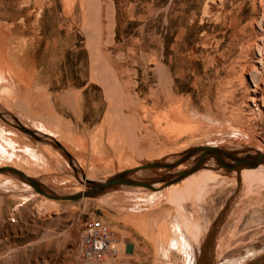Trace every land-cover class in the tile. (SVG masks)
Wrapping results in <instances>:
<instances>
[{"label": "rangeland", "instance_id": "374dc122", "mask_svg": "<svg viewBox=\"0 0 264 264\" xmlns=\"http://www.w3.org/2000/svg\"><path fill=\"white\" fill-rule=\"evenodd\" d=\"M262 48L264 0H0V167L65 195L82 190V175L104 180L194 146L264 153ZM8 62L36 71L26 93ZM12 116L43 134L34 120L51 118L59 134L29 135ZM210 160L220 174L207 179L190 172L152 191L119 185L76 200L0 173V264H190L170 242L184 219L191 264L194 234L215 224L214 264H264V184L244 192L234 180L246 176ZM96 216L115 231L118 255L78 260L74 241Z\"/></svg>", "mask_w": 264, "mask_h": 264}, {"label": "water", "instance_id": "95a60500", "mask_svg": "<svg viewBox=\"0 0 264 264\" xmlns=\"http://www.w3.org/2000/svg\"><path fill=\"white\" fill-rule=\"evenodd\" d=\"M13 119L16 122L15 126L19 130L30 135V131L27 128L19 124V122H17L15 118ZM55 144L61 148V146L57 142H55ZM61 149L65 152L63 148ZM189 158H192L189 167L174 174L168 172L179 163H182ZM208 159H212L218 168H222L226 171H232L237 170L240 167L255 166L259 163H263L264 153L256 149H252L251 151H245L242 154H237L235 151H226L221 148L212 146H194L174 155V158L171 161H165L164 159L147 161L141 163L139 166L117 171L116 173L108 176L103 181H93L85 179L84 175H82L81 179H85L82 182V184L85 186V189L80 192H73L65 195H57L53 193V191L50 190L47 186L41 184L35 178L25 174L23 171L15 167L1 166L0 173H9L11 175H14L20 182L27 184L35 193L40 194L44 197L55 200H76L84 197L97 196L119 185L143 186L149 189H154L152 184L160 182L162 187L167 184L173 183L186 174L196 170L204 161ZM140 169H161L163 171H157L154 177L151 179L140 180L136 179L133 176L135 171Z\"/></svg>", "mask_w": 264, "mask_h": 264}, {"label": "bare ground", "instance_id": "6f19581e", "mask_svg": "<svg viewBox=\"0 0 264 264\" xmlns=\"http://www.w3.org/2000/svg\"><path fill=\"white\" fill-rule=\"evenodd\" d=\"M252 43V42H251ZM263 49V48H262ZM0 52H1V50H0ZM2 60H4V59H2ZM1 62V61H0ZM260 62H261V64H262V68L261 69H263L264 70V49H263V51H260ZM2 63V62H1ZM3 63H5V62H3ZM2 63V64H3ZM5 68V67H4ZM0 70H1V66H0ZM11 70V69H10ZM10 72V71H9ZM13 72V71H12ZM15 73V72H14ZM264 74V73H263ZM263 74H262V76H263ZM2 76H4V75H1V73H0V82H1V79H2ZM12 76H14L13 74H12ZM5 79V78H4ZM4 79H3V83H5L4 82ZM264 81V80H263ZM263 84V83H262ZM0 85H2V83L0 84ZM259 86V85H258ZM2 87V86H1ZM0 87V88H1ZM3 87H5V86H3ZM9 87V86H8ZM261 87V86H260ZM2 89V88H1ZM115 89V88H114ZM133 90V89H132ZM9 92L10 91V88H7L6 87V91L5 92ZM127 91V90H126ZM129 91V90H128ZM120 93V92H119ZM118 93V94H119ZM131 93V92H130ZM1 94H2V92H1ZM0 94V95H1ZM117 94V93H116ZM127 94V95H126ZM125 94V96L127 97L129 94L128 93H126ZM4 95V94H3ZM7 95V94H6ZM118 96V95H117ZM123 96V95H122ZM130 96H134V94H131ZM121 97V96H120ZM129 97V96H128ZM123 98H124V96H123ZM133 99V98H132ZM123 100V99H122ZM130 100V99H129ZM129 100H128V102H129ZM134 100H135V98H134ZM255 100V99H254ZM127 102V103H128ZM261 102H263V101H261ZM126 103V102H125ZM134 103V102H133ZM264 103V102H263ZM129 104V103H128ZM132 104V103H131ZM125 105V104H124ZM134 106V105H133ZM264 104H262L261 103V110H262V112L264 113ZM13 117V116H12ZM14 118V117H13ZM123 122V121H122ZM134 122V121H133ZM131 126V125H130ZM46 127V126H45ZM127 127V126H126ZM28 129V128H27ZM41 129V128H40ZM45 129V128H44ZM29 130V129H28ZM43 130V129H42ZM42 130H39V128L37 129V131L36 130H29L30 131V135H38L39 137H42V138H48V137H50L51 138V134H49V133H47V132H45V134H43V133H41V132H44V131H42ZM38 131H41V132H38ZM50 135V136H49ZM45 136V137H44ZM120 136V135H119ZM121 137V136H120ZM53 138V137H52ZM55 138V137H54ZM139 140V139H138ZM251 142V141H250ZM252 143V142H251ZM259 144V143H258ZM262 144V143H261ZM242 146V145H241ZM236 147H238V146H236ZM236 147H234V148H232L231 150H234V149H237ZM47 151H50L49 150V148L47 147ZM29 154V153H28ZM65 156V155H64ZM174 158V155H169V156H167V157H165L164 158V160L165 161H171L172 159ZM125 161H129V160H125ZM191 161H192V158H189L188 160H186V161H184V162H182V163H179L177 166H175L174 168H176V171L178 172V171H181V170H184V169H186L187 167L186 166H188L190 163H191ZM211 165V160L210 159H208V160H206V161H204L200 166H199V168H197L196 170H194V171H192V173H193V175H195V174H197V175H195V176H193V178L192 179H194V180H196L197 178H198V176L199 177H201L202 175H204V179H207V177L209 178V177H211L213 174H220V173H218V172H216L215 170H212V169H210L208 166H210ZM185 167V168H184ZM205 167V168H204ZM174 168H172V169H174ZM172 169L171 170H169L168 172L169 173H171L172 172ZM143 169H140V170H137V171H135V173L133 174V176L134 177H140V178H147V177H150V176H152L154 173H156L157 172V170H156V172H154V173H148V172H144V171H142ZM233 171H235V172H233ZM175 172V171H174ZM232 172V174H231V176L232 177H235L234 175L235 174H239V173H241V175L242 176H246V178L245 179H248V180H243L242 178V180H234V182L235 183H238L237 185H238V189H241L242 191H244V192H247V190L249 189L248 187L249 186H252L251 184L253 183V182H260L259 180H261L262 182L261 183H263L264 184V162L263 163H259V164H257V165H255V166H248V167H240L239 169H237V170H232L231 171ZM221 175H224V174H221ZM185 176H187V174L185 175ZM184 176V177H185ZM84 178L85 179H88V178H86V176H84ZM182 178V177H181ZM85 179H80V181H81V186H82V190H83V184H82V182L85 180ZM186 179V178H185ZM259 179V180H258ZM100 181H103V179H101ZM176 182V181H175ZM175 182H173V183H175ZM190 182V184H191V180L189 181ZM173 183H170V184H167V185H165V186H162V187H166V186H168V185H171V184H173ZM184 183V182H183ZM25 184V183H24ZM154 184H159L160 185V182H156V183H154ZM182 184V183H181ZM190 184H186V183H184L183 184V187L185 188V193H187V194H189L188 193V189L186 188L187 186H189L190 187ZM27 185V184H26ZM180 185V184H179ZM28 186V185H27ZM29 188H30V186H28ZM129 188H132V189H135V188H142V187H140V186H129ZM182 188V187H181ZM191 188V187H190ZM31 189V188H30ZM80 189V190H81ZM183 189V188H182ZM182 189H180V190H182ZM81 190V191H82ZM153 189H151L150 191H152ZM77 192H80L79 190L77 191ZM251 193V192H250ZM29 194H31V193H29ZM176 195H177V198L178 197H180V193H179V191H177V193H175ZM80 199V198H79ZM182 200V199H181ZM183 200H184V198H183ZM185 200H187V199H185ZM180 201V200H179ZM219 222V221H218ZM182 224H183V226H182V228L184 229V230H178V228H176V227H174L173 228V234H174V237L170 240V242L172 243V245H171V248L174 250V251H176L177 253H179V255L180 254H183V255H185L186 256V258H188V263H192L191 262V260H192V254H193V252L191 253V249H192V245L189 243V242H191L190 241V239L189 238H186V236H185V234L187 233V234H189V230H190V225H189V222H187V220H183V222H182ZM187 225V226H189L188 228V230H186L187 228H185V226ZM192 226V225H191ZM215 226H216V224H215ZM215 226H213L212 228H210V230L206 233L205 232V234L206 235H204V237L203 238H201L199 235H197V234H194V237H195V242L197 243V245H199L200 244V247H201V255L197 258V264H214L215 262H217L219 259V257H220V251H219V249L218 248H220V247H218V248H216V250L214 249L213 251H215V255H214V257H213V260H212V258L210 259V250H211V247H212V243L214 242V247L216 246V242L218 243L219 242V240H217V236L215 235L214 236V231H215ZM195 227V226H194ZM184 231L186 232V233H184ZM205 231V230H204ZM144 232L145 233H147L148 231L145 229L144 230ZM197 233H198V231H197ZM200 233V232H199ZM204 233V232H203ZM191 234H193V233H191L190 232V235ZM203 236V235H202ZM222 237H223V235H222ZM193 241V240H192ZM193 243V242H192ZM218 245H219V243H218ZM169 247H167V249L166 250H164L163 251V254H167V251H169ZM194 249V248H193ZM200 251V250H199ZM199 253V252H198ZM182 255V256H183ZM216 259H217V261H216Z\"/></svg>", "mask_w": 264, "mask_h": 264}, {"label": "built area", "instance_id": "2783aa9c", "mask_svg": "<svg viewBox=\"0 0 264 264\" xmlns=\"http://www.w3.org/2000/svg\"><path fill=\"white\" fill-rule=\"evenodd\" d=\"M118 238L101 216L91 219L78 233L72 253L78 260L102 261L118 255Z\"/></svg>", "mask_w": 264, "mask_h": 264}, {"label": "crops", "instance_id": "0c3cea01", "mask_svg": "<svg viewBox=\"0 0 264 264\" xmlns=\"http://www.w3.org/2000/svg\"><path fill=\"white\" fill-rule=\"evenodd\" d=\"M27 62V61H26ZM26 62H23L19 65H13L10 64V67L13 70L14 76L17 80L18 85H20L19 88L22 87L23 92L26 93V89L30 87L31 82L35 79L36 77V71L33 69L31 70L29 64L27 65ZM66 96V95H65ZM29 98V97H28ZM67 103V102H66ZM41 116V115H40ZM24 117V116H23ZM28 116H26L27 118ZM40 118V117H39ZM42 119V121H40ZM40 120H34L35 122H38L43 125V127L51 134V137H57L59 134L58 128L55 127V124L52 123L51 118H40ZM44 120V121H43ZM31 121V120H30ZM54 121V120H53ZM33 122V121H32ZM46 126V127H45Z\"/></svg>", "mask_w": 264, "mask_h": 264}]
</instances>
